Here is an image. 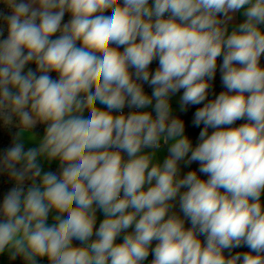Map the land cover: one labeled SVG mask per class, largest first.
<instances>
[{
	"label": "clouds",
	"instance_id": "obj_1",
	"mask_svg": "<svg viewBox=\"0 0 264 264\" xmlns=\"http://www.w3.org/2000/svg\"><path fill=\"white\" fill-rule=\"evenodd\" d=\"M0 3L11 12L0 119L16 118L20 134L46 125L38 148L17 142L0 160L15 182L0 205V253L26 264H264V0ZM237 13L245 19L229 32ZM218 57L226 91L203 103ZM30 63L35 71H25ZM180 90L182 111L203 103L195 146L172 116ZM125 106H152L155 116ZM170 141L162 163L144 151ZM41 157L58 161L59 174L42 171ZM180 161L199 162L207 179L181 177Z\"/></svg>",
	"mask_w": 264,
	"mask_h": 264
},
{
	"label": "trees",
	"instance_id": "obj_2",
	"mask_svg": "<svg viewBox=\"0 0 264 264\" xmlns=\"http://www.w3.org/2000/svg\"><path fill=\"white\" fill-rule=\"evenodd\" d=\"M10 14H11L10 9H8L5 4L0 3V29H3V31H4V35L0 36V39H4L7 36V25L3 20V16L10 15ZM104 14L110 15L111 12L109 10V11H106ZM70 18H71L70 14L66 13L63 20H62V23H67L70 20ZM53 38H55V36ZM261 62L264 63L263 57H261ZM221 64H222V57H218L217 71H216L214 79H212L210 81L208 96L203 103H207L208 101L215 99L216 96H218L220 94V92L226 91V89L223 86L222 79H221V75H222L221 71H220V65ZM32 66H33V70L35 71V68H36L35 64L32 63ZM157 67H158V60H154L153 63L150 65V70L154 72ZM50 75L54 79L58 78L56 73H50ZM143 88H144V91L146 94L151 95V93L153 91L152 86H150L147 83H143ZM177 93L182 94L183 90H180ZM203 103L200 105H188V106H186L185 111H182V110L175 111L172 114V116L179 118L184 122V124H185V135H187L189 137V139L191 140V142L194 146L199 142V133L203 129V124H201L199 127L194 126V124H193L194 114L200 107L203 106ZM143 111H151L153 116H155V111L152 108H147V109H144ZM129 112H132V110L130 108L128 109L127 113H129ZM245 122H246L245 120L236 121L235 124L233 125V127H237L240 124L245 123ZM18 130H19V128L16 127V118H13V123L10 125H6L3 121V119H0V160L3 159V156L6 153V150L14 145L15 137H16ZM213 130L214 129L210 128L209 134H211V132ZM192 164H193V162L191 164H189V171H192ZM19 167H20V165H17V168H19ZM51 169L56 174H59V171H60L59 166H52ZM201 178L207 179V176H204ZM13 187H15V182L9 177L8 172L3 170V169H0V205H2L5 195ZM261 199L264 200V196H262ZM0 219H2V217H0ZM99 224H100V221H97L96 222V228L97 229L99 227ZM190 226L191 225L189 222V227ZM92 239H95V236H93ZM203 239H204V237L201 236V240H203ZM154 246H155V242H153V247ZM246 251H249V249L246 246H244V247L233 249L231 254L234 255L236 252H246ZM225 255L226 256L229 255V252L227 250H225ZM1 257H2V255L0 253V260H1ZM20 259L21 258L17 256L15 260L11 259V261L14 264H18ZM152 259H153V256L150 254L149 255V262ZM44 260H45L44 262H46V264H47V260L46 259H44ZM38 264H41V263H38Z\"/></svg>",
	"mask_w": 264,
	"mask_h": 264
},
{
	"label": "rangeland",
	"instance_id": "obj_3",
	"mask_svg": "<svg viewBox=\"0 0 264 264\" xmlns=\"http://www.w3.org/2000/svg\"><path fill=\"white\" fill-rule=\"evenodd\" d=\"M151 1V0H150ZM245 19V17L242 15V13H237L235 15V19L230 23L229 25V32L232 30V28L240 23L243 22V20ZM57 35H59V33H57ZM261 65L264 66V63L261 62ZM28 68H32V63H30L29 65L26 66L25 71H27ZM181 93H176L174 95L171 96L170 98V103H171V107H172V114L175 111H180L181 110ZM155 101H153V105H154ZM148 108H152L154 110V108L152 106H149ZM147 109V108H146ZM89 114L87 111H85L84 116L87 117ZM18 123V121L16 120V124ZM46 125H42V124H37L34 128L30 129L29 132L20 134V130H18V134H16L15 140L16 143H22L23 146H25L26 148H24L25 151H27L30 148H38L39 146V141L40 139H42L44 131H45ZM29 135H31L32 137H34V139H29ZM171 144V142H170ZM146 152H158L159 149H145ZM125 159H126V154H125ZM38 163L40 164L42 171H52L51 167L52 166H59V162L58 161H52L49 162L48 160H46L45 158L41 157L38 158ZM53 172V171H52ZM31 185V181H26L25 184L23 185V187L25 188V190H27V188ZM56 215V213L50 212L49 214V218H48V224L51 225L54 222V216ZM97 215V213H96ZM98 219V218H97ZM128 232L133 231V228H130L129 230H127ZM126 233H122V239H123V235ZM121 239V242H122ZM2 257L0 260V264H14L11 261V254L8 250H6L4 253H1ZM20 257V256H18ZM20 261L18 264H26V262L23 260L22 257H20ZM45 260H39L38 263L41 264H46V262H44ZM148 261H149V257H148Z\"/></svg>",
	"mask_w": 264,
	"mask_h": 264
},
{
	"label": "crops",
	"instance_id": "obj_4",
	"mask_svg": "<svg viewBox=\"0 0 264 264\" xmlns=\"http://www.w3.org/2000/svg\"><path fill=\"white\" fill-rule=\"evenodd\" d=\"M18 133L19 132H17V134ZM170 142L168 144H166V145L161 146L159 148L158 152H155V156H154V161L153 162H160V163H162L163 160L165 158H167V156L169 155L168 149L170 147ZM15 143H16V140H15ZM24 148H26V147L24 146ZM144 151L146 152V150H144ZM126 159H127V156H126ZM185 159H187V158H185ZM179 168H180V175H181V177H183V175H185V174H187V172H189V164H186L185 161H180L179 162ZM198 169H199V162H193V164H192V170H196L198 172ZM198 174L201 177L206 176L203 173H199L198 172ZM182 191H183V189H182ZM173 211H175L177 214H179L181 217H183V213L180 211V206H179V200H178V198H177V201L175 202V208L173 209ZM97 218H98L97 221H100V222H102V220L105 218L103 212L101 210H99V209L97 210ZM185 227H189V221H187V220H185ZM121 239H122V233L117 238V242L120 243L121 242Z\"/></svg>",
	"mask_w": 264,
	"mask_h": 264
},
{
	"label": "built area",
	"instance_id": "obj_5",
	"mask_svg": "<svg viewBox=\"0 0 264 264\" xmlns=\"http://www.w3.org/2000/svg\"><path fill=\"white\" fill-rule=\"evenodd\" d=\"M263 58H264V56H262ZM128 109H129V107L128 106H125V108L123 109V112L124 113H127L128 112ZM132 111H143L144 109H141V110H138V109H135V108H130ZM116 114H119V113H116ZM163 145H166V144H164V143H161V146H163Z\"/></svg>",
	"mask_w": 264,
	"mask_h": 264
}]
</instances>
